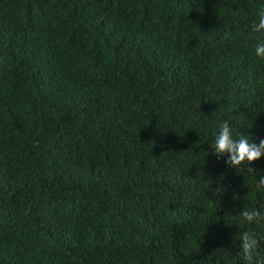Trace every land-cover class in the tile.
Masks as SVG:
<instances>
[{"label": "trees", "instance_id": "1", "mask_svg": "<svg viewBox=\"0 0 264 264\" xmlns=\"http://www.w3.org/2000/svg\"><path fill=\"white\" fill-rule=\"evenodd\" d=\"M258 7L0 0V264L235 256L225 219L253 203L249 181L210 143L220 119L264 138V61L246 40Z\"/></svg>", "mask_w": 264, "mask_h": 264}, {"label": "clouds", "instance_id": "2", "mask_svg": "<svg viewBox=\"0 0 264 264\" xmlns=\"http://www.w3.org/2000/svg\"><path fill=\"white\" fill-rule=\"evenodd\" d=\"M246 40H254L252 53L254 57L260 61H264V7H258L255 12V19L252 21ZM240 119H220L213 123L216 129L212 141L210 143L212 153L220 159L224 158V164L229 168L235 169L237 172L245 176L246 184L249 192L246 197L253 201L251 204L244 202L243 210L239 212L235 220L229 221L225 219L226 225L235 223L238 230L233 236V244L238 247L235 256L223 248L218 249L219 258L215 264H264V204L255 203L254 197L250 192L264 197V173L259 172L250 166L253 161H257L264 157V138H258V142L250 135H245L241 131H237L238 125L242 123ZM203 173L197 168V179ZM204 174V173H203ZM205 175V174H204ZM224 174H221L222 181ZM213 181L208 185V189ZM228 186L222 182H218L215 187L211 188L212 196L220 197L226 195ZM237 193H233V199L237 198ZM245 197V201H246ZM197 249H188L183 252V256L177 257V264H213L211 257L207 260L191 261L186 259L192 251ZM215 255V253H213ZM235 258V260H233Z\"/></svg>", "mask_w": 264, "mask_h": 264}]
</instances>
